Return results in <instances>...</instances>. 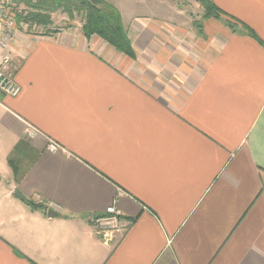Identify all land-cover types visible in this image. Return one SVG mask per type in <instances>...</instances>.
Wrapping results in <instances>:
<instances>
[{"label":"crops","instance_id":"0c3cea01","mask_svg":"<svg viewBox=\"0 0 264 264\" xmlns=\"http://www.w3.org/2000/svg\"><path fill=\"white\" fill-rule=\"evenodd\" d=\"M104 1L134 59L55 15V32L14 36L0 264H264V0H211L248 29H197L176 0ZM18 141L38 156L16 182ZM112 204L126 229L108 244L91 219Z\"/></svg>","mask_w":264,"mask_h":264},{"label":"trees","instance_id":"16d2710c","mask_svg":"<svg viewBox=\"0 0 264 264\" xmlns=\"http://www.w3.org/2000/svg\"><path fill=\"white\" fill-rule=\"evenodd\" d=\"M25 5L17 14V23L27 26L26 31L36 34H49L57 28L53 26L52 15L56 12L66 14L72 21L74 15H80L82 34L89 38L97 35L107 44L130 58L135 54L132 42L123 26L118 10L104 0H20ZM202 8L201 19L226 17L230 27L241 25L248 29L240 21L232 18L220 10L211 0H195ZM70 25V24H69ZM193 25L200 28L199 21H193ZM249 32L252 33L251 30ZM38 153L34 152L24 141H18L7 157V163L12 171L14 181H18L27 169L37 159ZM28 160L22 167L23 159ZM23 203L31 208L37 207L33 202L19 194H15Z\"/></svg>","mask_w":264,"mask_h":264},{"label":"built area","instance_id":"2783aa9c","mask_svg":"<svg viewBox=\"0 0 264 264\" xmlns=\"http://www.w3.org/2000/svg\"><path fill=\"white\" fill-rule=\"evenodd\" d=\"M20 0H0V93L14 97L20 87L16 83L14 75L18 67V61L14 56L12 42L17 30H25L27 26L17 23V14L22 9ZM55 152L58 146L50 141L46 147ZM96 235L111 244L116 241L125 231L126 224L121 222V212L115 204L108 206L105 213L91 219Z\"/></svg>","mask_w":264,"mask_h":264},{"label":"rangeland","instance_id":"374dc122","mask_svg":"<svg viewBox=\"0 0 264 264\" xmlns=\"http://www.w3.org/2000/svg\"><path fill=\"white\" fill-rule=\"evenodd\" d=\"M180 7L187 12L188 16L191 17L194 21H199L201 23V14H202V8L198 2L195 0H176ZM20 8H25V5L23 3L19 4ZM53 15H55V21L57 22L58 26H64L68 24V17L66 14H63L61 12H56ZM67 20V21H65ZM81 20L80 15H74V18L72 20L73 23L79 24ZM28 160L25 158L22 161V167L27 165Z\"/></svg>","mask_w":264,"mask_h":264},{"label":"water","instance_id":"95a60500","mask_svg":"<svg viewBox=\"0 0 264 264\" xmlns=\"http://www.w3.org/2000/svg\"><path fill=\"white\" fill-rule=\"evenodd\" d=\"M54 215H56V213L52 209L47 210V216L52 217Z\"/></svg>","mask_w":264,"mask_h":264}]
</instances>
